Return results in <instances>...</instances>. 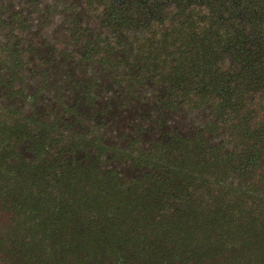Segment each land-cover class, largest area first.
<instances>
[{"label": "trees", "instance_id": "16d2710c", "mask_svg": "<svg viewBox=\"0 0 264 264\" xmlns=\"http://www.w3.org/2000/svg\"><path fill=\"white\" fill-rule=\"evenodd\" d=\"M0 264H264V0H0Z\"/></svg>", "mask_w": 264, "mask_h": 264}]
</instances>
